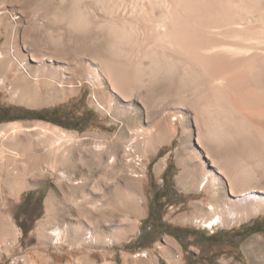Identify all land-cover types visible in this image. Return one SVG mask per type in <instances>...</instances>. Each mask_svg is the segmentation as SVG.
<instances>
[{"label":"bare ground","instance_id":"bare-ground-1","mask_svg":"<svg viewBox=\"0 0 264 264\" xmlns=\"http://www.w3.org/2000/svg\"><path fill=\"white\" fill-rule=\"evenodd\" d=\"M2 37L0 89L46 104L84 78L102 111L121 115L116 141L128 131L145 155L180 129L178 182L211 198L194 203L196 218L213 227L264 212V0H0ZM81 152L121 157L105 143ZM37 156H26L27 168ZM251 244L260 250L264 238L249 254Z\"/></svg>","mask_w":264,"mask_h":264},{"label":"rangeland","instance_id":"rangeland-1","mask_svg":"<svg viewBox=\"0 0 264 264\" xmlns=\"http://www.w3.org/2000/svg\"><path fill=\"white\" fill-rule=\"evenodd\" d=\"M3 42L4 37L0 49ZM76 83V93L46 104H35L33 93L27 100L18 97L11 84L0 89V106L13 107L4 116L19 117L0 121V264H264V247L259 250L251 244L252 253L245 250L256 237L264 238V231H256L264 230V212L213 227L205 223L207 219L192 215L194 203L204 199L209 207L211 198L196 184L183 188L178 182L184 141L180 129L166 144L154 139L143 155L144 144H132L128 131L124 142L115 140L121 115L115 110L111 115L104 113L84 78H76ZM53 108L55 114L40 111ZM83 116L92 118L85 129ZM122 119L133 127L130 118ZM12 125L21 127L13 130ZM97 143L112 146L120 159L112 162L107 157L97 162L81 152ZM34 153L37 166L29 169L27 157ZM5 158L9 159V174L2 165ZM22 165H26L24 171L16 175ZM163 184L164 192H173L161 210L170 229L152 231L156 240L147 244L143 238L146 246L137 247L135 241L153 193L158 189L162 193ZM28 192L33 195L24 204ZM41 194L43 199L38 202ZM238 208L243 212L245 206ZM150 224L146 229H154ZM251 225L254 232L241 240L239 235L246 234ZM171 226L198 230L204 238L215 233L217 242L197 241L194 236L182 242ZM56 228L62 229L61 238L54 235Z\"/></svg>","mask_w":264,"mask_h":264},{"label":"trees","instance_id":"trees-1","mask_svg":"<svg viewBox=\"0 0 264 264\" xmlns=\"http://www.w3.org/2000/svg\"><path fill=\"white\" fill-rule=\"evenodd\" d=\"M12 110H13V107L11 106H0V115H3L2 117H0V121H11V120L18 119L19 118L18 116H15V117L4 116L5 113H9ZM40 111H50L51 113L55 114L56 108H53L51 110H40ZM42 119H46V118H42ZM91 119L92 118L85 119L84 116L80 119L84 123L83 129L88 127L89 121ZM167 170H168V167L163 173V176H165ZM170 189H172L171 184H170ZM159 191L160 190L158 189L157 191L153 193V196L150 202L148 216L144 219L141 229H140V235L137 237L135 241L137 247L146 246V245H143V242H142L143 238L146 239L147 244H151L152 242H154L157 237L153 233H155L156 230L158 231V233H160L162 231H166L170 229V225L165 224V222L162 220L163 216H162L161 210H162V205H164L165 203H169V199L171 195L173 194V192L172 193L164 192V184L162 186V193H159ZM32 195H33V192H28L26 195V199L24 200L23 203L25 204L28 200H30ZM164 198L165 200L163 201ZM42 199H43V194L37 197L38 202H40ZM16 218L18 219L19 227L22 229L23 233H26L27 228L25 227V224L19 220L17 215H16ZM150 222L152 224H150ZM149 224L150 226H153L154 229H146L147 225ZM253 227L254 225L249 226L248 228L249 231H247L246 234H243L244 232L241 233L239 235V238L241 240H244L247 237V235H250L252 232H254L252 231ZM171 228H172V232L174 233V235L182 242H184V239L188 238L189 236H194L195 237L194 239H196L197 241H207L209 243L217 242V240L215 239L216 237L215 235L217 234L215 233L208 235L204 238L201 232H199L198 230L192 229V228L181 227V226H171ZM256 231H264V230L258 229Z\"/></svg>","mask_w":264,"mask_h":264}]
</instances>
